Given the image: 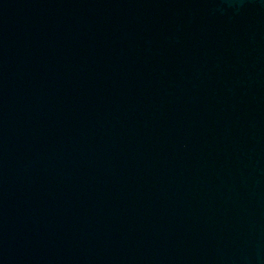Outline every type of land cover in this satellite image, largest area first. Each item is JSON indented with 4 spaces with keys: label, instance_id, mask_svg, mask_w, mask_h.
Returning a JSON list of instances; mask_svg holds the SVG:
<instances>
[{
    "label": "water",
    "instance_id": "obj_1",
    "mask_svg": "<svg viewBox=\"0 0 264 264\" xmlns=\"http://www.w3.org/2000/svg\"><path fill=\"white\" fill-rule=\"evenodd\" d=\"M0 264H264V0H0Z\"/></svg>",
    "mask_w": 264,
    "mask_h": 264
}]
</instances>
